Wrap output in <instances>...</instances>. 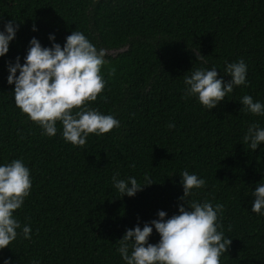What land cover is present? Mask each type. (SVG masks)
Returning a JSON list of instances; mask_svg holds the SVG:
<instances>
[{
	"label": "trees",
	"instance_id": "16d2710c",
	"mask_svg": "<svg viewBox=\"0 0 264 264\" xmlns=\"http://www.w3.org/2000/svg\"><path fill=\"white\" fill-rule=\"evenodd\" d=\"M9 21L18 27L0 57V166L22 160L32 184L13 213L21 228L0 250V264H125L119 240L159 211L165 219L178 214L185 170L206 181L186 205H223L218 231L232 243L220 264H264V215L251 212V193L264 183V144L252 151L243 143L250 125L264 128V115L240 103L249 95L264 105V0H0V31ZM75 30L105 52V87L86 107L119 121L83 147L65 142L60 122L55 136L42 135L7 83L9 65L17 57L23 65L31 39L63 47ZM241 59L247 86L216 108L185 98V76L215 68L227 83L226 65ZM146 174L152 184L134 197H121L112 180L134 177L144 186ZM159 239L153 229L148 242Z\"/></svg>",
	"mask_w": 264,
	"mask_h": 264
},
{
	"label": "clouds",
	"instance_id": "9594fccd",
	"mask_svg": "<svg viewBox=\"0 0 264 264\" xmlns=\"http://www.w3.org/2000/svg\"><path fill=\"white\" fill-rule=\"evenodd\" d=\"M17 27L14 21H9L0 31V57L8 52ZM49 40L53 41L54 36L50 35ZM104 56L103 49L98 51L82 32L76 30L66 37L63 47L56 43L50 48L42 47L37 39H31L23 65L17 57L8 67L7 83L14 84L15 106L43 130L42 135L55 136L56 124L60 122L63 139L73 146L83 147L90 134L102 136L118 128L119 121L112 115H103L86 107L105 87L100 74L105 64ZM246 74L243 59L226 65L225 75L230 77L227 83L217 78L215 68L197 69L184 77L185 98L196 97L202 107L212 110L234 87L247 86ZM240 103L247 113L264 115V105L254 102L251 96H243ZM243 143L255 151L258 145L264 144V128L250 125ZM181 177L183 195L179 198L182 203L178 214L165 219L167 213L159 211L158 219L146 223L142 229L137 225L126 230L119 240L117 251L125 264H220L221 256L232 243V239L224 237L223 231H218L222 228L217 219L223 212V205L218 203L214 207L207 201H191L186 205L192 190L204 187L206 181L187 170ZM112 180L121 197H134L152 184L147 174L144 186L134 177L125 181L114 175ZM31 184L30 171L22 160L0 166V250L7 248L17 237L21 225L13 213L21 208ZM251 195V212L264 215V183H258ZM153 229L160 238L157 244L148 242ZM30 233V227L23 226L24 239H30Z\"/></svg>",
	"mask_w": 264,
	"mask_h": 264
}]
</instances>
